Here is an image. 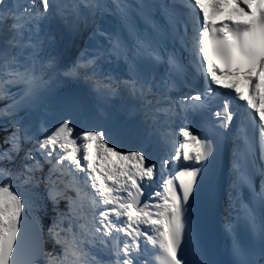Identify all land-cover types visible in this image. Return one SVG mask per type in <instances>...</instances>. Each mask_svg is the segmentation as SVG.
<instances>
[{
	"label": "snow or ice",
	"instance_id": "1",
	"mask_svg": "<svg viewBox=\"0 0 264 264\" xmlns=\"http://www.w3.org/2000/svg\"><path fill=\"white\" fill-rule=\"evenodd\" d=\"M0 264H264V0H0Z\"/></svg>",
	"mask_w": 264,
	"mask_h": 264
},
{
	"label": "bare ground",
	"instance_id": "2",
	"mask_svg": "<svg viewBox=\"0 0 264 264\" xmlns=\"http://www.w3.org/2000/svg\"><path fill=\"white\" fill-rule=\"evenodd\" d=\"M209 11H210V9H209ZM226 11H227V10H226ZM226 17H227V15L217 16V17H216V20L223 21ZM120 116H121V115H120Z\"/></svg>",
	"mask_w": 264,
	"mask_h": 264
},
{
	"label": "rangeland",
	"instance_id": "3",
	"mask_svg": "<svg viewBox=\"0 0 264 264\" xmlns=\"http://www.w3.org/2000/svg\"><path fill=\"white\" fill-rule=\"evenodd\" d=\"M120 115H121V116H120ZM116 117H117L118 119H123L122 114H120V113H117V114H116Z\"/></svg>",
	"mask_w": 264,
	"mask_h": 264
}]
</instances>
